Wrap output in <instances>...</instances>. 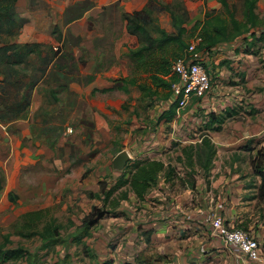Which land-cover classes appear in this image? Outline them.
Segmentation results:
<instances>
[{"label": "rangeland", "instance_id": "rangeland-1", "mask_svg": "<svg viewBox=\"0 0 264 264\" xmlns=\"http://www.w3.org/2000/svg\"><path fill=\"white\" fill-rule=\"evenodd\" d=\"M87 2L77 1L67 6L63 11L61 23L65 25L71 21L84 9ZM169 2L175 12L186 15L187 41L198 33L199 28L193 30V24L202 20L206 11L212 9L222 11L217 0H170ZM228 2L232 5L235 16L242 18L241 0H228ZM155 3L149 0L147 4L152 7ZM35 4V0L17 1L14 16L21 27L18 33L12 36L3 34L0 38V46L3 44L20 46L29 42V29L33 26L32 22L35 23V19L44 22L47 16L51 19V14H55L50 8L37 12ZM90 4L91 2L87 3V5ZM117 5L115 3L103 7L106 14L99 16L103 22L102 26L108 33L96 41L104 46L103 52L107 53L108 57L111 56L110 53L114 47L116 48V44L112 43L111 32L113 33L115 29L116 34L120 36L123 31V23L121 26L119 19L116 21L112 19L119 11ZM165 12L168 14L167 11ZM256 12L260 17H264V0H258ZM150 16L153 17L151 14ZM168 23L170 25V19ZM47 24L53 41L41 44L46 50L52 47L54 52L57 48L63 51L49 70H46L45 77L36 85L35 102L32 104L34 109L32 110L31 106L28 107L22 116H26L28 111L32 114V119L28 121L32 137L43 141L48 147L52 143L54 153L49 151L51 158L63 157L60 162H53L52 168H47L52 179L57 181L53 183L49 193L45 194L41 191L39 195L37 193L21 202H13L0 213V243H4L9 248L23 249V255L9 261L8 264H102L103 261L112 259L114 255L116 259L125 260L126 264L143 262L165 264L163 259L166 257H162L167 255L161 251V245L158 243L160 240L147 247L143 245V238H146L145 232L149 229V226L144 223V217L150 209L142 208V202L135 198L129 187L118 188L109 200L103 201L101 189L111 187L123 170L115 169L112 166V159L119 151L125 150L130 159L144 157L161 159L165 163L170 162L180 175L187 176L184 173L185 164L177 160L180 148L191 141L200 140L203 132H206L205 134L210 138L214 137L213 131H203L207 113L213 109L219 112L224 107L234 108L237 114L225 121L224 130L221 133L224 138L215 140L221 142L239 138L231 145L233 149L231 154H237V152L239 154L237 162L239 197L235 189L231 192L233 197L228 200L233 206H239V209L236 208L239 212L245 213L247 217L244 216V220L248 228L257 230L258 226L255 224L259 221L264 225V202L255 197L256 188L248 185L251 180H254L252 181L254 187L259 184V179L252 174L251 166L249 167L250 157L258 148H264V35L261 36L260 32L256 33L259 39L254 40L251 52L241 49L244 43L243 37L230 43H221L216 49L210 51V55L205 52L203 58L207 68L210 66L209 78L211 76V82L215 86L213 92H216L218 99L215 98L212 104H200L197 108L189 103L179 110L178 116L172 122L166 123L159 120L158 116L168 108L170 103V100L164 97L167 90L161 87L156 88L153 84L151 75L154 67H146L142 70L129 56V49L136 47L134 37L127 36L126 41L124 38L126 51L122 52V46L119 47L121 52L119 58L107 59L106 62L110 60L109 65L81 68L75 62L77 52H85L84 45L80 44L81 37L71 33L69 28L63 33V27L57 23L53 24L52 20H49ZM172 50L168 48L160 53L155 51L150 62L146 59L143 64H155L159 56H166L170 60ZM30 59L33 66L25 70H21L24 64L16 65V67L9 64L0 65V79L6 76L11 81L22 79L23 84L29 83L30 76L40 75L36 68L43 66L35 55H32ZM99 73L110 82L113 77H107L105 73L115 77L134 76L136 86L130 87L129 94L111 90L97 91L93 96L88 95L86 87ZM2 85L0 83V86ZM110 85L113 83L102 82L100 88ZM144 85L154 90V94L149 95L146 91L139 90L138 86ZM4 90L6 93L0 94V119L3 121L12 119L8 108L15 106L20 94L8 84L1 91ZM85 96L88 97L89 107L82 102L81 97ZM79 99L78 108L81 111L76 112ZM192 110H196V113ZM81 112L83 117L78 118L77 114ZM67 127L72 129L71 133L67 132ZM248 142L254 148L253 151L242 149V146ZM46 152H48L47 149ZM222 154L220 151L214 164H217L220 170L226 166L224 173L233 174L234 161L230 163L228 159L223 158ZM228 156L230 158V155ZM222 171L218 174H222L220 173ZM231 181L235 182L236 179ZM33 182L36 183V179H33ZM177 182H180V179ZM25 191L27 190H19L23 197L27 196ZM122 191H127V199L120 198ZM243 195H248V199L241 201L240 197ZM148 197L152 211L157 205L153 204L155 203L152 199L153 195L151 198ZM111 198L119 200L114 209L110 207ZM93 206L108 208L113 213L101 219L88 231L87 235L83 236L82 218ZM26 209H40L44 212L39 228L50 220H53L54 225L59 226V234L54 240L44 241L39 235L31 237L21 235L28 232L22 228L24 223L22 214ZM150 217H152L151 214ZM260 244L264 249V243ZM85 246L88 252L89 250L94 252V257L86 255ZM130 248L131 253L123 255L124 250Z\"/></svg>", "mask_w": 264, "mask_h": 264}, {"label": "crops", "instance_id": "crops-1", "mask_svg": "<svg viewBox=\"0 0 264 264\" xmlns=\"http://www.w3.org/2000/svg\"><path fill=\"white\" fill-rule=\"evenodd\" d=\"M77 1H88L91 2V4L87 5V2L84 9H82L79 14L74 16L71 21L64 25L60 21L63 18V11L67 6L71 5V3ZM148 1L149 0H35V11H46V8H50L53 12H55V14H51V19L47 16L44 22L35 19V23L33 21V26L29 29L30 38L28 40L29 42L39 43H48L49 41H53L50 34L51 30L47 24L49 20H52L53 24L57 23L60 27H63V33L67 28H69L71 33L81 37L80 44L84 45L83 49L85 52H77L75 62L78 67L93 68L97 65L105 67L110 64V60L109 62H106L107 59L115 60L119 58L121 53L119 47L122 46V52L126 51L125 48L127 49L126 45H124V38L126 41V37H129V35L125 29L126 22H123L121 19V13H132L134 11L141 10L148 3ZM153 1L156 3L151 7V15L153 18L157 19V23L161 28H164L166 31H172L171 22L170 25L168 23V20L170 19L169 13L167 14L165 9L161 10V5L169 4L170 0H166V2H161V0ZM115 3L118 4L117 6L119 11L112 19H115V21L116 19H119L121 21V26L123 23V31L120 36L116 34L115 29L113 30V33L111 32L113 35L112 43L116 44V48L114 47L113 51L110 53L111 56L108 57V54L103 52L105 50L104 46L100 44V42L96 41V39H102L104 35L108 33L104 26H102V20L99 19L100 15L106 14L104 13L105 11L103 10V7L110 6ZM96 19L97 21H95ZM217 47L213 49H216ZM62 51L63 50L60 48L58 55L48 65L47 70H49V67L53 65L54 61L60 57ZM206 53L210 55L211 52L206 51ZM140 64L142 65V63ZM205 68L209 76L211 73L209 70L210 66L207 68L205 64ZM138 71L140 70L138 69ZM86 73L88 72L86 71ZM45 75L46 72L43 77L39 79V82L45 77ZM105 76L113 77L111 82L100 73L97 74L86 87L88 95L93 96L97 91H111L102 90L107 87H112V90H119L125 94H129L130 87L136 86V78L134 76L129 78L125 75L123 77H115L106 73ZM127 79H130V81L134 79L135 83L131 84L129 83L130 81H127V84H125V80ZM209 79L210 87L205 95L200 97L198 100L193 99L189 102L194 108H197L200 104H212V102L215 101L216 92H213L215 86L211 82V76ZM102 82H107L109 84L113 83V85L100 88V84ZM115 82H117V84ZM123 86L127 88V91L123 90ZM145 87H148V85ZM35 89L36 86L32 90L28 106H31L32 110L34 109L32 104L35 102ZM139 90L141 89L139 88ZM81 98L83 104L89 107L88 97L85 96ZM79 104L80 99L76 106V112L81 111L78 108ZM226 108L227 107H224L223 110L219 112H216L214 109L210 112L221 113ZM13 111H11L12 119L4 121L0 119V213L8 208L10 204H13V202H21L24 199L26 200V198L33 197L34 194L37 193L39 195L41 194V191H44L45 194L49 193L52 189L53 183H57V181L54 178L52 179L47 168H52L53 162H60L63 157L62 156L60 158L59 156H54L55 158H51L49 151H53L54 153V149H52L53 146H51L52 143L48 147L43 141L33 139L30 124H28L29 119H32V114L29 111L26 116L24 115L21 117L13 116ZM26 111L27 109L24 112ZM195 111L196 110H192V112ZM177 116L178 114H176L171 121L165 122L170 123ZM77 117L82 118L83 113L81 112L79 115L77 114ZM224 124L225 122L223 125ZM223 125L219 131H213L214 137H211V140L216 147L215 158L217 155H220V151H222L224 159H228L230 163L234 161L233 174H225L224 171L227 167L224 165V169L222 168L223 171L220 170V167L217 166V164H214L216 162L215 158L212 167L207 173L200 169L199 166L193 167V170L188 166H184V173L187 176H182L175 168L174 174L168 181H165V178L161 173L156 181V184L151 187L145 198L143 200H138L139 202H142V208L145 207L150 209L148 214L144 217V223L149 226V229L145 232L146 238H143V245L144 247H147V245L154 244L160 240L158 243L161 245V251L167 255L162 257H166L163 259L165 264H241L235 250L223 245L222 242L217 240V238L209 231L208 226L203 220L205 214L208 213L220 214L229 226L247 230L249 234L258 240L259 244L261 242L264 243V225H262V222L259 221L255 224L258 226L257 230L248 228L244 220V216L247 217L245 213L239 212V210H237L239 209V206H233V204L228 200V198L231 199L233 197L231 192L235 189L238 191L239 197V166H237L239 154L238 152L237 154H231L233 151L231 145L238 141L239 138L235 140L226 139L221 142H216L215 139L219 140L220 138H224V135H221L224 130ZM107 129L109 130V127ZM207 130L208 129H204L203 131ZM197 141L200 140L197 139ZM195 142L196 140L191 141V143ZM46 149L49 154L46 152ZM62 154L63 151L61 155ZM228 155H230V158ZM171 166L173 165L171 164ZM219 171H222L220 172L222 174H218ZM33 179H36V183L33 182ZM178 179H180V182H177ZM230 179H236V181L232 182ZM252 181L254 180H251V183L249 182L248 185L254 188ZM190 182H193L194 185L191 186ZM21 189L27 190L25 191L27 194L26 197H23L20 194L19 190L21 191ZM151 193H153L152 195L154 196L152 199L155 200V203L153 204L157 205L154 209H152V211V207L148 202V196H150V198L152 197ZM247 197L248 195H243L240 197V200L244 201L248 199ZM26 211L28 210L26 209ZM150 214L152 217H150ZM260 249L261 254L264 256V249L261 247V244ZM130 251L131 248L124 250L123 255L131 253ZM139 251L145 254L143 251ZM111 258L113 260H108H111L112 264H126L125 260L121 261L116 259L115 255ZM141 264L145 263L143 262Z\"/></svg>", "mask_w": 264, "mask_h": 264}, {"label": "trees", "instance_id": "trees-1", "mask_svg": "<svg viewBox=\"0 0 264 264\" xmlns=\"http://www.w3.org/2000/svg\"><path fill=\"white\" fill-rule=\"evenodd\" d=\"M17 1L18 0H0V38H2L1 36L3 34L9 36L17 34L21 27V24L16 22L14 16V8ZM217 1L221 5L222 11L214 9L208 10L204 13L202 20L196 21L193 24V30L199 28L198 34L202 39L199 48L209 52L221 43L233 42L243 37L244 43L241 49L245 52H251V46L254 40L259 39L256 33L260 32L261 36L264 35V17H260L256 12L258 0H241L242 18L240 19L235 16L233 7L228 0ZM161 9H165L169 13L172 31H166L164 28H161L157 20L150 16L151 7L149 4H146L141 10L132 13H121V19L126 22L125 29L128 35L134 37L136 40V47L128 51L129 56L139 68H142V70L146 67H154V72L151 75L153 84L156 88L161 87L167 90L164 97L170 100V103L168 108L160 113L158 119L171 121L177 114L176 107L178 101L177 99L172 100L171 96V83L177 80V76L171 72V61L180 56L187 46L186 36H188V28L185 26V14L175 12L170 4H162ZM247 34L249 35L246 36ZM168 48L173 49L171 52L172 58L170 60L166 56H159L155 64H143L146 59L150 62L155 51H159L160 53ZM58 53V48L55 52L52 51V47L46 50L45 46L38 42H25L20 46L10 44H3L0 46L1 66L9 64L16 67V65L24 64L21 70H25L33 66L30 59L32 55L40 59L43 64L42 67H35L37 71L39 70L40 75L30 76V82L26 84H23L22 79H13V81H11L6 76L1 77L0 83L3 85L0 86V91L8 84L13 86L17 93L20 92L19 99L15 102V106L8 108L9 111L14 110L13 116L21 117L23 115V112L29 106L33 88L37 85L39 79L43 77L48 69V65ZM140 63H142V65ZM165 76L167 77L164 78ZM127 81H130V79L125 80V84H127ZM129 83H135V80L132 79ZM138 87L146 91L149 95L154 94V90L150 87ZM102 90H112V87L103 88ZM123 90L127 91V88L123 86ZM1 93H6V90L3 92L1 91L0 94ZM193 99L198 100L200 98L193 97L192 100ZM236 114L237 110L234 108H226L221 113L210 112L207 114V120L203 129H208L207 131H219L223 123ZM203 133L199 142L196 141L195 143L185 144L180 148V154L177 156V160L185 164V166L190 167L192 170L193 167L199 166L200 169L207 173L213 165L216 147L211 138L205 134L206 132ZM242 149L248 151L254 150L249 142L244 144ZM118 151L119 150H117V152ZM250 166L252 174L259 178L258 186L254 187L256 188L255 197L264 202V148L260 147L254 154H251ZM174 172L175 167L171 166L170 163L165 164L161 159L148 157L135 160L129 159L121 171L120 176L115 180V183L105 190H103V188L101 189L103 201L106 202L109 200L114 191L124 186L129 187L137 200H143L151 187L156 184L161 173L165 181H168ZM190 184L191 186L194 185L193 182H190ZM120 198L127 199V191H122ZM118 202V199L111 198V209H114L118 205ZM43 213L44 212L40 209L24 211L22 214L24 218L22 228L28 232L21 235L24 237L39 235L44 241L54 240L59 234V226L54 225L52 222L53 220H50L49 223H45L39 228V224L44 218ZM112 213L113 211L108 208L93 206L82 218V235H87L88 231L94 227L99 220ZM85 248L86 255L89 257L95 256L92 250L88 252L87 246H85ZM22 251L23 249L20 247L9 248L4 243H0V264H8L9 261L18 259L23 255ZM102 264H112V261L105 260Z\"/></svg>", "mask_w": 264, "mask_h": 264}, {"label": "built area", "instance_id": "built-area-1", "mask_svg": "<svg viewBox=\"0 0 264 264\" xmlns=\"http://www.w3.org/2000/svg\"><path fill=\"white\" fill-rule=\"evenodd\" d=\"M201 41V36L195 33L187 41V46L181 55L171 62V72L177 76V80L173 81L170 87L172 100H178L177 113L193 97L204 96L210 87L203 58L206 51L199 48ZM66 129L68 133L72 132L70 127ZM203 220L217 240L235 250L241 264H264V256L261 254L258 240L247 231L229 226L220 214H205Z\"/></svg>", "mask_w": 264, "mask_h": 264}, {"label": "water", "instance_id": "water-1", "mask_svg": "<svg viewBox=\"0 0 264 264\" xmlns=\"http://www.w3.org/2000/svg\"><path fill=\"white\" fill-rule=\"evenodd\" d=\"M128 159V153L125 150H121L113 157L112 166L115 169H123Z\"/></svg>", "mask_w": 264, "mask_h": 264}]
</instances>
